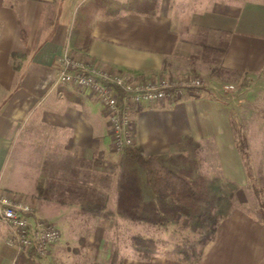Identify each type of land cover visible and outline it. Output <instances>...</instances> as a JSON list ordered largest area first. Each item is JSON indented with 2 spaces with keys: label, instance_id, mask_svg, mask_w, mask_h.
Returning a JSON list of instances; mask_svg holds the SVG:
<instances>
[{
  "label": "crops",
  "instance_id": "1",
  "mask_svg": "<svg viewBox=\"0 0 264 264\" xmlns=\"http://www.w3.org/2000/svg\"><path fill=\"white\" fill-rule=\"evenodd\" d=\"M146 1L0 0V194L15 193L2 179L9 163L15 171L27 169L30 190L18 198L39 215L58 211L83 216L79 201L84 193L100 194L109 209H116L122 153L112 145L99 98L57 83L65 54L142 82L198 74L206 49L221 55L219 66L226 73L249 78L264 74V0H157L154 14L145 11ZM78 22L79 32L74 29ZM235 109L233 101L211 89L186 91L175 102L143 104L132 111L134 146L154 156L171 152L189 137L200 145L207 166L237 183L241 193L250 178L236 141ZM86 172L93 179L83 181ZM40 184L46 188L41 195ZM48 185L56 186L55 195L47 192ZM100 220L132 223L117 215ZM106 225L96 222L86 236L61 237L47 261L38 260L264 264V219L240 205L219 224L198 262L159 253L138 260L117 247L119 255L114 257ZM6 236L7 231L0 232V264H15L19 252L6 244ZM129 242L128 250L135 253Z\"/></svg>",
  "mask_w": 264,
  "mask_h": 264
},
{
  "label": "trees",
  "instance_id": "2",
  "mask_svg": "<svg viewBox=\"0 0 264 264\" xmlns=\"http://www.w3.org/2000/svg\"><path fill=\"white\" fill-rule=\"evenodd\" d=\"M157 0L145 2L154 14ZM130 6L127 4L125 7ZM79 22L75 31L79 32ZM81 26V25H80ZM200 145L187 137L169 153L145 156L139 147L122 153L116 178V209L100 194H82L80 210L89 218H120L137 224L168 228L187 221L194 241L179 244L174 254L182 261L198 262L204 247L215 238L219 224L236 208L240 186L220 175H207L198 158ZM238 148L243 157L247 152ZM141 260L158 252L155 239L140 234L131 237ZM15 264H42L34 251H21ZM58 264V263H53Z\"/></svg>",
  "mask_w": 264,
  "mask_h": 264
},
{
  "label": "rangeland",
  "instance_id": "3",
  "mask_svg": "<svg viewBox=\"0 0 264 264\" xmlns=\"http://www.w3.org/2000/svg\"><path fill=\"white\" fill-rule=\"evenodd\" d=\"M211 51L206 49L200 55L202 63L199 62L198 65L200 69V72H198L199 75L193 74L188 78L203 79L205 85L200 90L211 89L213 91H219L223 96L235 103L236 109L234 111L235 115H237L234 124L236 141L237 144L239 142V145L241 143L244 151L247 152L246 157H243V159L246 171L250 178L248 186L244 187L241 193H238L237 195L238 200L236 202V207L240 205V207L249 212H257L260 214L261 218L264 219V74L259 75L258 77L249 78L228 72L226 73L222 71L219 66V58H221V55H215V53ZM228 85H232L233 87L227 88ZM200 90H194L192 92L198 93ZM251 147L252 150L250 152ZM198 158L202 171L205 174L212 176L217 173L216 175H218L220 171L215 168H209L206 160L204 161V158H201L200 149L198 152ZM210 163L211 161L209 164ZM89 174V172H86V175L82 178L83 181H86L87 178L93 179L92 175L88 176ZM28 177L30 176L27 174V169L20 167L15 171L13 170L12 165L8 163L2 179L6 183V186L15 193L8 191L7 193L0 194V196H5L14 201H22L18 198V194L20 192H29L30 185L27 181L30 178ZM55 188V185H48L47 192L51 195H55ZM82 188L83 187H81V192L84 190ZM43 190L46 191L44 185H38V192L40 195L44 192ZM55 200L56 199L54 198L52 201L55 203ZM57 212L58 211H49L46 213V216H42L38 214L37 210H35V214L38 218L50 221L59 227L61 230V237H65L66 239L86 236L90 232V227L93 223H106L109 231L105 233L109 240L113 241L114 257H118L119 251H129L130 254L127 253L129 258L133 257L138 260L140 259L136 253L128 250L130 249L129 240L133 236L132 234H140L144 237L155 239L158 243L157 253L166 256H176L174 254V249L179 244H185L187 241H194L198 237L191 233L187 226V221L185 220L178 225L170 226L168 228H159L146 224H126L120 220V222L118 220L108 222V220H100L101 218L95 220L94 218L85 216H62ZM5 230V228L0 227V232L2 234H5L7 231ZM115 247H117L119 251L115 249ZM117 263H119L118 260Z\"/></svg>",
  "mask_w": 264,
  "mask_h": 264
},
{
  "label": "built area",
  "instance_id": "4",
  "mask_svg": "<svg viewBox=\"0 0 264 264\" xmlns=\"http://www.w3.org/2000/svg\"><path fill=\"white\" fill-rule=\"evenodd\" d=\"M59 64L57 83L89 92L103 104L110 123L113 147L118 153L134 146L130 131L133 109L159 101L175 102L186 91L200 90L205 85V81L199 78L177 81L162 78L158 82H142L121 73L103 71L98 65L86 63L70 54L63 55ZM0 227L7 230L8 246L17 252L34 251L39 259L49 257L52 247L61 238L59 227L38 218L30 204L5 196H0Z\"/></svg>",
  "mask_w": 264,
  "mask_h": 264
}]
</instances>
